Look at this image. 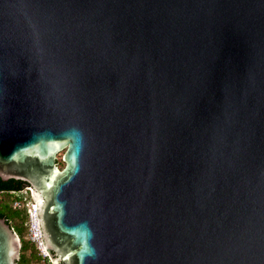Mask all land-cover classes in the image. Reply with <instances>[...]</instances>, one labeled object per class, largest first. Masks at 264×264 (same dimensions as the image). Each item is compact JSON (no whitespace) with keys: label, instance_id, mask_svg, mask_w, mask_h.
<instances>
[{"label":"water","instance_id":"95a60500","mask_svg":"<svg viewBox=\"0 0 264 264\" xmlns=\"http://www.w3.org/2000/svg\"><path fill=\"white\" fill-rule=\"evenodd\" d=\"M0 178L53 264H264V0H0Z\"/></svg>","mask_w":264,"mask_h":264},{"label":"trees","instance_id":"16d2710c","mask_svg":"<svg viewBox=\"0 0 264 264\" xmlns=\"http://www.w3.org/2000/svg\"><path fill=\"white\" fill-rule=\"evenodd\" d=\"M27 184L23 181L11 179L3 181L0 178V193L9 194L10 191H20ZM7 197L11 198L9 195ZM5 204V205H4ZM26 212L16 209L13 206L12 199L9 202L0 201V217L5 218L12 228L18 233L22 240L21 259L18 264H33L34 262H43V264H53L48 256H44L35 243L26 239Z\"/></svg>","mask_w":264,"mask_h":264},{"label":"built area","instance_id":"2783aa9c","mask_svg":"<svg viewBox=\"0 0 264 264\" xmlns=\"http://www.w3.org/2000/svg\"><path fill=\"white\" fill-rule=\"evenodd\" d=\"M32 192L33 191L30 189H25L20 191H10L9 194L3 192L0 194L9 195L11 197L9 199H12L14 208L26 212V239H28L32 243H35L44 256H48L43 247L42 235L37 216V204L36 202H34Z\"/></svg>","mask_w":264,"mask_h":264},{"label":"rangeland","instance_id":"374dc122","mask_svg":"<svg viewBox=\"0 0 264 264\" xmlns=\"http://www.w3.org/2000/svg\"><path fill=\"white\" fill-rule=\"evenodd\" d=\"M63 154H64V151L58 155V161L60 164V168H64V166H65V163L63 162ZM32 195H33V192H32ZM2 200L7 203V202H9V197H7L6 195L0 194V201H2ZM20 239H21V237H20ZM21 243H22V240H21ZM33 264H43V262H40V263L34 262Z\"/></svg>","mask_w":264,"mask_h":264},{"label":"flooded vegetation","instance_id":"af4514ba","mask_svg":"<svg viewBox=\"0 0 264 264\" xmlns=\"http://www.w3.org/2000/svg\"><path fill=\"white\" fill-rule=\"evenodd\" d=\"M27 186H30V185H27ZM26 187V186H25ZM5 205V204H4Z\"/></svg>","mask_w":264,"mask_h":264},{"label":"bare ground","instance_id":"6f19581e","mask_svg":"<svg viewBox=\"0 0 264 264\" xmlns=\"http://www.w3.org/2000/svg\"><path fill=\"white\" fill-rule=\"evenodd\" d=\"M44 250H45V248H44Z\"/></svg>","mask_w":264,"mask_h":264}]
</instances>
